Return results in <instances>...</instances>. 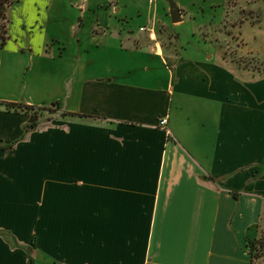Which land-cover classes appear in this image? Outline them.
Instances as JSON below:
<instances>
[{
	"label": "crops",
	"instance_id": "crops-1",
	"mask_svg": "<svg viewBox=\"0 0 264 264\" xmlns=\"http://www.w3.org/2000/svg\"><path fill=\"white\" fill-rule=\"evenodd\" d=\"M38 3L25 5L37 15ZM92 12L105 21L90 28L93 54H151L166 75L156 84L81 48L65 59L52 42L12 47L8 21L0 51L16 49L24 78L16 99L0 97V264H249L264 236V75L129 48L118 0ZM34 58L53 69L40 96L23 93ZM53 103L32 126L4 107Z\"/></svg>",
	"mask_w": 264,
	"mask_h": 264
},
{
	"label": "rangeland",
	"instance_id": "rangeland-1",
	"mask_svg": "<svg viewBox=\"0 0 264 264\" xmlns=\"http://www.w3.org/2000/svg\"><path fill=\"white\" fill-rule=\"evenodd\" d=\"M99 1L101 0H39L40 8L35 15L25 5L27 0H20L19 6L6 9L7 13L5 11L13 34L10 45L25 49L37 46L42 49L45 44L52 42L51 50L54 52L57 48H63L65 59L75 58L76 49L81 48L92 53L93 58L101 57L107 63L122 67L130 64L139 77L153 78L156 84L164 79V65L158 57L151 54L138 52V56L135 55L133 59L125 54L112 59V55L103 51L93 54L94 42L99 37L90 36V28L96 23L99 27L105 25V21L97 19L92 12ZM170 3L179 13L180 20L176 23L170 21ZM81 6L80 14L78 9ZM108 9L110 15V4ZM28 14L29 17L25 18ZM117 14L118 24L122 26L125 35L124 46L127 44L125 39H129L132 41L128 44L129 48L152 47L156 53L165 57L176 56L183 61L220 64L236 76L243 75L244 78H248L251 73V78L264 75V0H118ZM78 16L81 20L79 26ZM23 22L31 27L29 31H33L30 37L19 29ZM107 23L110 27L115 24L113 20L106 21ZM140 28L143 29L142 32L139 31ZM99 31L100 28H93L94 33ZM75 40L78 41V46ZM105 44L99 48L109 47L108 42ZM15 51L16 49L0 51L2 98L16 99L24 78L20 66L24 61ZM25 66L28 75L24 80L26 90L22 88L23 93L37 96L48 93L54 82L53 69L45 66L40 71L35 58ZM56 110L51 104L24 109V113L29 120L38 118L41 122H46ZM263 249L264 236L248 244L251 264H264ZM255 255L258 258H254Z\"/></svg>",
	"mask_w": 264,
	"mask_h": 264
},
{
	"label": "trees",
	"instance_id": "trees-1",
	"mask_svg": "<svg viewBox=\"0 0 264 264\" xmlns=\"http://www.w3.org/2000/svg\"><path fill=\"white\" fill-rule=\"evenodd\" d=\"M12 4V0H0V46L3 45L4 43V40H5V32H6V24H7V19H6V15H5V11L6 9H8ZM53 105L56 107V103H53ZM4 107L7 109V110H12L13 112H15L16 110H18L19 112H24V109H31V108H27V107H24V106H16V105H12V104H5ZM60 116H67V117H74V116H77L75 114H72V113H61ZM77 117H85V116H77ZM33 124H31L32 126ZM262 246V245H261ZM249 249L251 250L252 248L249 247ZM264 251V249H263ZM262 252V250H261ZM250 253L248 252V260H249V264H251V259L252 257H250L249 255ZM254 258H258L257 255L254 256Z\"/></svg>",
	"mask_w": 264,
	"mask_h": 264
},
{
	"label": "water",
	"instance_id": "water-1",
	"mask_svg": "<svg viewBox=\"0 0 264 264\" xmlns=\"http://www.w3.org/2000/svg\"><path fill=\"white\" fill-rule=\"evenodd\" d=\"M168 13H169L171 23H176L180 20L179 19V13H178L177 9L171 3L168 6ZM34 121H35V119H31L28 122L32 123Z\"/></svg>",
	"mask_w": 264,
	"mask_h": 264
},
{
	"label": "built area",
	"instance_id": "built-area-1",
	"mask_svg": "<svg viewBox=\"0 0 264 264\" xmlns=\"http://www.w3.org/2000/svg\"><path fill=\"white\" fill-rule=\"evenodd\" d=\"M139 31H141V32H142V31H143V29H142V28H140V29H139ZM164 124H165V119H163V118H162V119H159V121H158V125H159V126H163Z\"/></svg>",
	"mask_w": 264,
	"mask_h": 264
}]
</instances>
